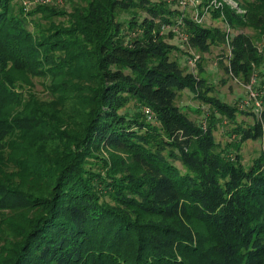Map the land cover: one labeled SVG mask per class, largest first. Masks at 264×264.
<instances>
[{
  "label": "trees",
  "instance_id": "obj_1",
  "mask_svg": "<svg viewBox=\"0 0 264 264\" xmlns=\"http://www.w3.org/2000/svg\"><path fill=\"white\" fill-rule=\"evenodd\" d=\"M19 1L0 0V264H264V146L250 164L240 152L264 142V94L252 112L213 96L202 60L195 73L169 41L227 46L224 72L261 91L264 52L244 30L264 39V0L212 8L230 29L165 0ZM222 118L236 124L224 147Z\"/></svg>",
  "mask_w": 264,
  "mask_h": 264
},
{
  "label": "rangeland",
  "instance_id": "obj_2",
  "mask_svg": "<svg viewBox=\"0 0 264 264\" xmlns=\"http://www.w3.org/2000/svg\"><path fill=\"white\" fill-rule=\"evenodd\" d=\"M21 1V0H20ZM18 3V7L21 6L22 1ZM32 0H27V3H31ZM41 3H52L51 0H39ZM84 0H62L60 3L55 2L59 8H67L70 10L71 3L81 4ZM161 1V0H155ZM164 1V0H162ZM242 2V0H240ZM54 3V2H53ZM167 8L172 11L177 10L179 14L184 17L202 18V24L207 27H219L222 29H230L226 22L222 19H217L211 12L212 8H209L210 0H190L188 7L184 10L177 1L165 0ZM214 4V2H213ZM181 12V13H180ZM227 29V30H228ZM245 32L254 34L259 42L260 50L264 52V39L258 37L256 32L252 29H246ZM164 33L168 34V28L164 30ZM170 42L174 43L179 49L176 51L175 56L179 57V61L182 65H188L189 69L198 73V68L193 66L195 59L202 60V66L204 73L201 74L203 78L207 80L208 86L213 88L215 92L211 93L213 96H219L229 104L235 105L240 111L245 110L246 112H252L256 106H261V96L264 94V89L257 90L258 86L252 81L251 84H245L241 79L232 78L228 76L223 69L221 63L224 61L227 63L226 55H228L227 46H214L210 53L200 54L196 50L189 48L183 38V33L180 31L173 32V38L169 39ZM187 52V53H186ZM194 59V61H193ZM264 88V87H263ZM36 92L43 98L46 97L47 93L43 90V87L36 80ZM259 94H258V93ZM178 105L188 111L189 115L194 119L202 122L205 126L212 120V108L202 102H198L197 98L190 91H184L178 100ZM200 111V112H196ZM206 118L208 120H206ZM251 121L252 117L249 115L242 114L239 116V121ZM217 122L216 139L224 147L227 143L233 141L236 136L232 133V127L236 124L231 123L229 120L224 118L219 119ZM264 142L262 140L253 141L249 140L241 145V154L244 157V163L250 164L253 160L259 157L263 152Z\"/></svg>",
  "mask_w": 264,
  "mask_h": 264
},
{
  "label": "built area",
  "instance_id": "obj_3",
  "mask_svg": "<svg viewBox=\"0 0 264 264\" xmlns=\"http://www.w3.org/2000/svg\"><path fill=\"white\" fill-rule=\"evenodd\" d=\"M36 1H39V0H36ZM61 1L62 0H55V2H58V3H60ZM169 1L179 2V5L182 6V9H184V10L188 7L189 2H190V0H169ZM210 1H211V3L208 6L209 8L222 9L225 5H228L232 9H234L238 14H241V15L245 14V10H243L240 7L239 3L236 2L235 0H210ZM213 2H214V4H213ZM193 19H194V21H196L198 23H202V21H203L202 18H199V17L198 18L194 17ZM176 31H180V30H175V32ZM183 38H184L185 42L187 43L188 35L183 33ZM193 61H194V59H193ZM196 62H197V59H195V61L193 62V66H195ZM146 113L149 114V110H147Z\"/></svg>",
  "mask_w": 264,
  "mask_h": 264
}]
</instances>
